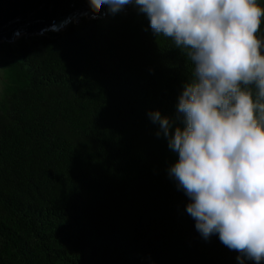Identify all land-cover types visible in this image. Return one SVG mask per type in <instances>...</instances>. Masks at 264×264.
<instances>
[{
    "label": "trees",
    "instance_id": "16d2710c",
    "mask_svg": "<svg viewBox=\"0 0 264 264\" xmlns=\"http://www.w3.org/2000/svg\"><path fill=\"white\" fill-rule=\"evenodd\" d=\"M193 69L134 6L1 44L0 264H241L197 231L149 117L183 126Z\"/></svg>",
    "mask_w": 264,
    "mask_h": 264
},
{
    "label": "clouds",
    "instance_id": "9594fccd",
    "mask_svg": "<svg viewBox=\"0 0 264 264\" xmlns=\"http://www.w3.org/2000/svg\"><path fill=\"white\" fill-rule=\"evenodd\" d=\"M117 14L132 4L159 37L194 66L179 97L183 126L149 113L178 153L170 175L192 203L187 212L207 240L264 262V7L257 0H89ZM261 32L260 37L257 33ZM255 89V92L253 91Z\"/></svg>",
    "mask_w": 264,
    "mask_h": 264
},
{
    "label": "water",
    "instance_id": "95a60500",
    "mask_svg": "<svg viewBox=\"0 0 264 264\" xmlns=\"http://www.w3.org/2000/svg\"><path fill=\"white\" fill-rule=\"evenodd\" d=\"M132 6L127 5L123 11ZM106 16V6L99 13H94L89 0H0V46L21 36L60 32L70 23H80L83 18L101 19Z\"/></svg>",
    "mask_w": 264,
    "mask_h": 264
}]
</instances>
